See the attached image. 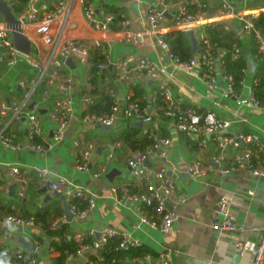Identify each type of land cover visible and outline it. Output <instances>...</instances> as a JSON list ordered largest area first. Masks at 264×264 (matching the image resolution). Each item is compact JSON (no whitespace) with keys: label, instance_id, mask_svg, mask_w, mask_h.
Wrapping results in <instances>:
<instances>
[{"label":"crops","instance_id":"obj_1","mask_svg":"<svg viewBox=\"0 0 264 264\" xmlns=\"http://www.w3.org/2000/svg\"><path fill=\"white\" fill-rule=\"evenodd\" d=\"M165 1L169 5V14L162 26L167 30V35L177 31L188 33L189 30H194L200 44L201 35H207L204 29L206 25L218 22L231 25V22H239L235 13L223 11L222 5L225 0ZM231 1L235 2L237 10L241 13L258 16L264 12V0ZM154 2L155 0H74L71 28L74 32L80 31V35L83 36L81 42L90 48L91 58L94 45H101V49L105 46L107 54L116 63L133 54L149 58L157 70L150 79L142 77L131 85L120 81L122 71L115 65L102 72L98 70L99 79L93 86L89 81V62L82 63L79 55L72 56V67L68 64L65 67V76L73 81L70 90L73 103L68 126L64 131L63 139L47 154L27 147L29 143L27 123L23 119H13L12 110L0 119L1 128H5L7 133H15L18 140L27 144L24 149L12 150L0 141V205L4 204L18 214L22 211L35 213L40 208L49 206L56 199L61 202L64 211V216L58 219L69 224L70 232L76 238L91 236L92 231L100 232L103 228L110 227L121 234H130L139 239L143 245L150 247L156 253L171 249L174 264H251L253 251L241 254L235 242L237 239H242L252 248L259 243L260 228L264 221V177L253 176L246 171H235L227 175L213 171L198 179L191 177L186 171L187 165L195 159H209L218 152L217 145L212 137L203 134L188 135L178 131L173 121L161 111L162 105L157 106V95L160 90L163 94L168 90L183 106H191L201 112L213 111L219 118L229 120L231 125L225 133H256L261 137L263 144L264 103L260 106L238 104L234 96L225 94L226 84L222 80H219L217 87L211 89L201 79L200 67L192 71L178 68L168 53L157 43L155 36L144 35L141 40L137 38V34L144 30L146 9ZM15 3L21 4V0H15ZM57 3L58 0H39L40 5L47 6L45 12L55 9ZM179 3L197 6L198 3L204 4V8H200L197 12L200 20L190 23L175 22L172 12ZM86 7H93V16L86 14ZM106 14L114 17L110 27L105 30L93 29L94 22L103 19ZM43 17L44 13H41L39 18ZM237 34L242 38L245 45L243 50L246 52L251 41L250 33L241 31ZM218 52L220 55L221 50ZM196 53V55L200 53L199 48ZM247 60L248 69L238 92L242 97L250 94L257 77V65L253 56L247 54ZM251 66H254L253 71L250 70ZM159 67L163 70L158 69ZM36 78L37 70L25 57H19L12 66L0 61V105L8 104L12 100L23 101L29 89H33V80ZM20 81L24 83L23 86H20ZM97 85L100 92L115 91L121 107L125 106L128 95L132 91L134 93L135 86L144 87L151 98L148 109L153 116L152 121L127 119L122 113L112 126L86 121L85 96H88L90 87L96 89ZM38 87H41L39 95L42 94L47 98L44 102H40L42 99L38 100L37 111L46 137L51 138L53 127L50 110L60 97V90L58 85H48L46 82L40 83ZM90 97L92 98L91 95ZM112 97L116 100V96L112 95ZM133 126L140 129L139 138L149 134L153 139L168 138L171 141L170 145L164 148L166 157L155 155L148 161L149 167L165 168L172 173L176 179L177 189L188 197L186 203L177 207V217L167 233H161L141 224L134 209L118 204L112 195L113 186L129 185L134 192L144 189L142 183L133 179L132 169L128 163L138 151L129 148L118 139L120 133ZM78 139L80 144L76 145ZM88 143L95 145V151L87 169H78L77 159L81 157ZM233 154L234 151H229V158ZM255 161L259 163L260 157L255 158ZM231 162L232 158L229 159V163ZM13 166L19 167L28 181L24 197L18 196L20 189L18 185L15 194H11L10 187L16 184L11 172ZM102 167H106L105 174L95 177L94 174L100 172ZM43 168L49 169L53 176L67 177L75 185L90 189L95 194L96 207L88 216L75 215L73 220L68 221L64 208L65 201L69 204L67 199L63 201L56 197L53 190L40 192L44 185L39 179L37 170ZM110 173H113L112 176ZM46 195L51 197L47 202H45ZM222 196L231 201V217L242 226L240 233L220 232L213 229V224L220 218L215 213V206ZM21 226L22 231L14 224L0 221V244L13 251L17 248L25 249L19 243V239L26 238L36 246L39 264H54L52 259L59 253L49 247V238L41 224L31 220L30 224ZM35 237L43 238V243L37 242ZM86 258L83 255L68 259L70 264H86Z\"/></svg>","mask_w":264,"mask_h":264},{"label":"built area","instance_id":"obj_2","mask_svg":"<svg viewBox=\"0 0 264 264\" xmlns=\"http://www.w3.org/2000/svg\"><path fill=\"white\" fill-rule=\"evenodd\" d=\"M9 5H15V0H7ZM74 0H58L55 9L47 11L45 4L40 5L39 0H29L25 11L18 15L13 9L18 19L23 20L22 26L25 35L31 41L32 50L30 55L21 53L15 47L12 36V29L8 27L4 16L0 14V61L6 62L8 66H12L19 59L25 57L27 62L37 70V78L33 80V89H29L27 97L19 102L16 100L9 101L8 104L0 105V119L9 111H13V119L25 120L28 129V146L25 142L17 139L15 133H7L5 128L0 127L1 143L12 150H21L26 146L31 149L47 154L57 142L63 139L64 131L68 126L69 115L72 110V98L70 90L73 81L70 77L65 76V67H67V59L72 56L79 55L82 63H88L91 58L90 48L81 42L80 31L74 32L71 25L72 8ZM204 8V4L198 3ZM223 11L233 12L237 15V19L242 31L251 33L255 31V37L261 54L264 56V34L255 29V15H247L237 10L235 2L225 0L222 5ZM44 13L42 19L39 15ZM86 14L93 16V7H86ZM169 14V5L165 0H155L146 9V23L144 30L137 34L140 40L144 35L155 36L157 43L164 49L169 57L175 62L176 66L185 71H192L196 67L201 68V79L205 84L213 89L217 87L219 80L226 84L225 94L234 96L240 105L253 104L260 106L262 102L254 93V86L258 84V78H255L253 88L249 95L240 96L236 90L237 81L234 76L227 73L223 67L221 56L213 51V48L206 38L201 35L204 42V50L190 60H181L175 56L171 50L167 40V30L162 26ZM175 22L190 23L200 20L198 13H188L187 4L179 3L172 12ZM114 17L106 14L103 19L94 22L93 29L105 30L110 27ZM231 26V25H230ZM136 38V37H135ZM138 39H136L137 41ZM97 43L100 41L96 39ZM104 50V51H103ZM105 59L98 64L99 72L107 70L110 66L117 65L121 68L120 81L129 84L137 83L142 77L150 79L157 70L149 58L144 56L128 55L120 62L116 63L110 55L107 54L106 47H102ZM234 58L238 55L233 54ZM158 69H161L159 67ZM163 70V69H161ZM48 85L56 84L60 90V97L55 101L53 108L50 110V118L52 122V136L47 138L41 118L37 110L39 101L31 100L35 89L42 82ZM24 83L20 81V86ZM45 93H48L45 91ZM111 94L116 96V100L112 109L108 113L88 114L86 121L98 123L104 126H112L119 117L120 113L127 119H134L141 122H150L153 116L149 112L148 106H143L138 100L132 99L133 91L127 97L124 107L120 106L117 93L111 90ZM47 96L43 97L40 102H44ZM91 98L85 96V102L90 103ZM35 102V109H31L30 105ZM163 114L173 121L175 128L188 135H199L212 137L217 145L218 152L209 159H195L187 165L186 171L195 178H201L208 173L218 171L227 175L235 171H246L253 176L264 177V144L261 137L256 133H225L230 128L231 122L226 119L219 118L215 112H201L197 108L191 106H183L175 100L171 93L166 90L164 93V104L161 106ZM204 142V141H203ZM80 144V139L76 142ZM168 138H155L151 145H148L143 151L129 159V165L132 169L133 179L139 181L144 186V190L134 192L129 185L113 186L111 188L112 195L116 202L122 206L132 207L140 218V223L150 227L161 233H167L173 226L177 217V207L187 202V195L177 189L175 176L165 168L154 169L149 167L148 161L155 155L166 157L165 147L170 145ZM234 151L232 162L229 163V151ZM95 151V145L88 143L81 157L77 159L78 169H87L88 163ZM260 157L257 163L255 158ZM11 172L14 176V182L20 187L18 196L24 197L28 181L19 167L13 166ZM43 185L51 183V188L65 196L68 201L70 210L77 216L86 217L96 207L95 194L88 188L75 185L71 180L64 176H53L52 172L47 169L37 170ZM106 167H102L100 172L94 174L95 177L104 175ZM1 193V188H0ZM73 199H82L87 203L82 208ZM155 204L159 219H156L146 212L144 205ZM171 205V208L168 207ZM215 213L220 217L214 224L213 229L223 232L240 233L242 226L234 221L231 217V201L227 197H220L215 206ZM0 221L14 224L25 225L30 224V220L22 219L14 215L0 216ZM60 222L59 219L53 224L54 227ZM90 235L93 241L85 244L76 255H70L69 259L74 257L85 256L86 264H92L88 255H94L98 260H104L102 249L110 241V239L118 238V249L138 248L143 244L137 238L130 234H121L116 229L105 227L100 232L92 231ZM79 237L78 239H80ZM237 250L244 254L250 250L254 256L251 264H264V221L260 228L259 243L256 247H250L247 241L237 239L235 242ZM25 250L17 248L14 253L18 257L24 256ZM30 252V251H29ZM28 254V253H27ZM172 250H160L156 255L151 253L145 254L143 257L135 258L125 262H133L134 264H174L171 257ZM29 255V254H28ZM68 259V262H69ZM31 264H38L39 260L31 259ZM4 264H17L6 261Z\"/></svg>","mask_w":264,"mask_h":264},{"label":"trees","instance_id":"obj_3","mask_svg":"<svg viewBox=\"0 0 264 264\" xmlns=\"http://www.w3.org/2000/svg\"><path fill=\"white\" fill-rule=\"evenodd\" d=\"M29 0H21L20 3H15V12L17 14H22L27 7ZM199 6V5H198ZM196 4H187L188 13L195 14L201 8ZM203 9V8H202ZM255 29L264 34V12L260 13L258 16L254 17ZM207 32L206 38L209 39L213 51L218 56L221 55V60L224 69L227 73L234 76L237 81L236 90L240 92L241 81L244 78L245 72L248 69L247 54H251L257 65L256 78H258V84L254 86V93L256 97L264 103V56L259 52L257 46V40L255 37V31H252L249 35L251 37L248 50L245 52L243 49L245 47L242 38L237 34V32L226 22H218L204 27ZM167 40L170 44L173 54L179 57L181 60H190L196 56V52L193 51L192 43L190 38L185 31H177L172 34L167 35ZM101 45H94L93 57L89 60V81L93 84L97 83L99 79L98 75V64L105 59L102 54ZM204 50V42L201 40L199 44V52ZM218 50H221L220 55ZM234 52L237 53L238 57L234 58ZM97 88L94 89L90 87L88 96H92L90 103L87 104L86 115L88 114H103L111 111L112 106L115 103L114 97H112L110 91H101ZM41 87H37L34 91L31 99L38 101L42 99V94L39 95ZM134 94L132 99L138 100L143 106H150L151 98L145 92L144 87L135 86ZM164 104V94L160 90L157 95V106ZM139 128L136 126L127 128L126 131L120 133L118 139L122 141L129 148L135 151L141 152L148 145L154 142L153 137L149 134L144 135V137L139 138ZM10 133V132H9ZM39 179H41L39 177ZM142 188L144 186L142 185ZM144 190V189H143ZM133 191V190H132ZM82 208L87 206V203L82 199H73ZM143 208L146 210L148 215L159 219V214L156 211L155 204L144 205ZM0 215H14L16 217H21L22 219L32 220L36 224H41L44 229L46 236L49 238V247L59 254L55 256L52 260L54 264H70L68 258L70 255L78 254V251L83 245L89 244L93 241V237L86 235L78 239L75 235L70 232V226L68 223L59 222L56 227L53 226L58 218L64 216L63 207L59 200H53V202L47 206L40 208L35 213H30L29 211H22L20 214L16 213L15 210L5 206L0 205ZM37 242L43 243L44 239L41 237H35ZM119 239L113 238L104 246L102 249V256L104 260H98L96 256L89 255V259L92 264H125L128 260H133L135 258L143 257L147 253H151L153 256L156 255V251L148 246L142 245L138 248H129L126 250L118 249ZM25 250V249H24ZM29 255H28V254ZM39 259V253L37 251L29 252L25 250L23 257H18L13 250H9L5 245L0 244V264H4L6 261L16 262L17 264H31V259ZM39 264V263H38Z\"/></svg>","mask_w":264,"mask_h":264},{"label":"water","instance_id":"obj_4","mask_svg":"<svg viewBox=\"0 0 264 264\" xmlns=\"http://www.w3.org/2000/svg\"><path fill=\"white\" fill-rule=\"evenodd\" d=\"M15 8V5H9V2L7 0H0V14L4 16L5 21L8 24V27L12 29V36H13V42L15 44V47L17 48L18 51H20L23 54L26 55H30L31 54V50H32V45H31V41L28 39V37L25 35L24 31H23V26H22V21L17 18V16L15 15L13 9ZM231 26L238 32L240 33L242 31V27L239 23L237 22H231ZM188 36L191 40L192 43V47H193V51L197 52L198 48H199V39L197 37V35L195 34L194 30H189L188 31ZM71 62H73V58H69L67 60V64L71 66ZM112 68V66L109 67V69ZM250 70L253 71L254 70V66L250 67ZM45 82L43 81L42 84H44ZM36 107V103L33 102L30 105L31 109H35ZM43 112V111H42ZM111 176L113 173H110ZM17 188V184H14L10 187V190L12 191L11 194H15V190ZM51 183H47L45 186H43V188L40 190V192H47V191H51ZM54 195L60 199H62L63 201H65V196L54 191ZM50 195H46L45 197V202H47L50 199ZM169 208H171V205H168ZM65 211H66V215H67V219L68 221L73 220V218L75 217V214L70 210L69 205L66 203L65 201ZM15 227L17 229H19L20 231L23 230V227L21 225H15ZM19 243L28 251L30 252H34L36 249V246L31 243L30 241H28L26 238H20L19 239ZM126 264H134L133 262H127Z\"/></svg>","mask_w":264,"mask_h":264},{"label":"bare ground","instance_id":"obj_5","mask_svg":"<svg viewBox=\"0 0 264 264\" xmlns=\"http://www.w3.org/2000/svg\"><path fill=\"white\" fill-rule=\"evenodd\" d=\"M105 37H107L106 34H105Z\"/></svg>","mask_w":264,"mask_h":264},{"label":"rangeland","instance_id":"obj_6","mask_svg":"<svg viewBox=\"0 0 264 264\" xmlns=\"http://www.w3.org/2000/svg\"><path fill=\"white\" fill-rule=\"evenodd\" d=\"M237 107H235V109H236Z\"/></svg>","mask_w":264,"mask_h":264}]
</instances>
